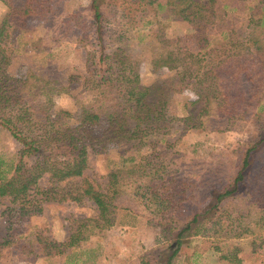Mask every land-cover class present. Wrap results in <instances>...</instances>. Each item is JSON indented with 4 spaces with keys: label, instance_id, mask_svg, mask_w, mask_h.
Segmentation results:
<instances>
[{
    "label": "trees",
    "instance_id": "obj_1",
    "mask_svg": "<svg viewBox=\"0 0 264 264\" xmlns=\"http://www.w3.org/2000/svg\"><path fill=\"white\" fill-rule=\"evenodd\" d=\"M0 1L10 15L43 18L58 0ZM87 1L82 22L70 20L81 23L77 27L92 44L85 55L82 88L101 90L103 99L79 103L75 112L56 109L54 98L70 91L59 90L32 66L10 72L6 26H0V128L17 143L13 159L6 162L0 157V200L9 202L2 212L10 218L8 229L16 217L38 214L43 202L92 203L96 216L71 232L65 244L40 241L39 253L24 249L33 255H49L53 248L61 253V246L74 247L113 226L114 198L130 186L154 207L150 221L162 233L171 232L161 247L165 253L154 254L149 264H174L182 246L195 237L206 240L219 260L239 264L241 249L233 240L250 238L253 251L264 247V14H252L239 24L225 11L226 5H218L220 0ZM259 4L264 9V0ZM147 7L165 9L169 18L196 30L179 38L155 30L145 48L150 65L173 74L143 86L137 73L140 59L128 54L123 43L126 26ZM66 84L71 86V77ZM187 89L197 98L192 102L195 110L179 119L185 132L220 133L242 123L255 131L252 140L232 151L236 157L232 176L208 192L205 201L185 196L187 183L182 178L181 184L177 170L171 171L167 153L161 159L151 152L136 165L117 168L104 188L86 175L89 154L102 152L107 144H116L122 156L161 136L172 121L171 97ZM248 187H257L260 193L252 197L257 191L249 193ZM194 189L191 185L190 191ZM246 197L253 199L250 205L237 211L232 204Z\"/></svg>",
    "mask_w": 264,
    "mask_h": 264
},
{
    "label": "rangeland",
    "instance_id": "obj_2",
    "mask_svg": "<svg viewBox=\"0 0 264 264\" xmlns=\"http://www.w3.org/2000/svg\"><path fill=\"white\" fill-rule=\"evenodd\" d=\"M259 1L220 0L218 5H226L225 11L235 16L239 24H245L250 15L260 17L264 14ZM87 4V0H58L51 3V10L45 17L22 18L10 15L9 7L0 1V26L2 23L6 26L4 45L11 57L10 72L15 73L24 66H32L59 90H69L70 93L54 98L56 109L75 112L79 103L94 104L103 99L101 90L82 88L86 72L85 55L91 50L92 44L84 30H79L77 23L82 22L86 16ZM117 8L119 10L120 6ZM71 18H79V22ZM117 22H121L119 11ZM155 30H162L168 38H179L190 37L196 29L187 22L169 18L165 9L147 7L139 12L124 30L126 41L123 47L133 58L140 59L137 73L143 86H150L158 79L173 74L165 68L154 69L150 65V55L145 48ZM213 38L220 36L215 35ZM215 43H218L217 39ZM70 77L72 84L69 87L66 83ZM196 98L188 89L174 94L168 108L172 121L161 136L150 138L139 148L123 153L122 156L116 144H107L102 152L89 154L86 175L104 188L109 173L117 168L136 165L151 152L158 154L161 159L166 158L167 153L171 171L177 170L176 176L180 177L181 184L183 179L187 183L185 196L193 194L196 200L205 201L208 192L217 189L232 176L231 165L236 159L232 151L238 145L252 140L255 131L249 124L242 123L220 133L185 132L181 129L179 119L195 110L192 102ZM16 151L17 143L0 128V157L7 162L13 159ZM46 184L44 180L42 187ZM191 185L195 188L192 191ZM256 189L248 187L246 191L254 193ZM261 192H264V185ZM246 198H239L232 206L237 205V211L245 208L253 200ZM113 204L116 207L115 223L102 234L90 236L74 247L61 246V253H56L53 248L49 255H33L24 249L30 247L34 253H39L40 246L36 242L42 241L46 245L65 244L71 232L76 231L85 220L96 216L95 206L90 202H43L38 214L14 218L15 224L9 230L10 218H7V213H2L9 202L1 199L0 264H149L154 254L165 253L161 247L169 240L171 232L162 233L150 221L154 207L142 193L132 190L130 186L124 187L114 198ZM250 219L254 225L253 214ZM250 241V238H244L231 242L241 249L238 254L241 260L239 264H264V247L253 251ZM208 247L206 240L195 237L182 246L174 264H227L219 260V255Z\"/></svg>",
    "mask_w": 264,
    "mask_h": 264
}]
</instances>
